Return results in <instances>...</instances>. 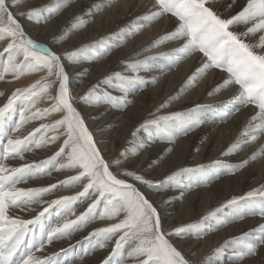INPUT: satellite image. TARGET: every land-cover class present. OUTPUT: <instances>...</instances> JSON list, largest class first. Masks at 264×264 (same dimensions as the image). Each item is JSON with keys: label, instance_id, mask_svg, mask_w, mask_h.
<instances>
[{"label": "bare ground", "instance_id": "1", "mask_svg": "<svg viewBox=\"0 0 264 264\" xmlns=\"http://www.w3.org/2000/svg\"><path fill=\"white\" fill-rule=\"evenodd\" d=\"M47 1L34 0L23 6L11 7V11L27 37L43 44L60 56L61 64L68 76L70 103L79 113L101 158L108 164L109 171L118 179L132 184L148 199L157 211L161 231L165 234L178 228L176 223L186 214H188V222L203 221L204 214H208L211 209H219L216 213H220L221 216L219 219L214 218V221L219 222L218 225L213 220L208 223L203 222L192 233L188 229L186 238L181 239L176 235H166V239L181 252L188 264H264V245H260L252 257L237 259L236 256L225 257L227 253L231 254L226 251L232 244L229 243L219 256L215 258L213 256L216 254L215 250L224 245L225 241L241 237L264 224V215H261L264 205H260L264 197L257 195L246 198L245 201L248 199L249 204L247 208H243L244 199H240L247 197L250 191L264 190V156L250 159L254 153L264 149V134L259 135L256 141L247 144L245 141L249 137L242 135L246 130L251 131L249 121L258 109L240 106L234 102V98L239 94V86L229 85L216 91L217 86L228 77V74L220 69H209L202 78L196 80L191 86H186L189 78L206 61V57L200 52H195L173 64L168 56L173 55L174 50L182 46L183 39L168 40L158 46H152L153 42L160 37L174 32L178 24V21L171 16H162L151 23L138 19L156 10L155 0H64V7L55 13L59 15L54 19H48L43 24H40L41 21L33 22L23 17V9ZM8 3L11 5L12 0H8ZM87 4L89 8L84 11V16L79 17L76 23H69L71 17L81 15L80 10ZM246 4L247 0H208L207 6L222 19H229L239 13ZM97 8L100 10L98 11ZM42 19L46 20L43 17ZM82 19L87 21L82 24L83 27H80L78 23ZM140 24L145 26L134 35H127ZM252 25L253 22L233 24L230 30L239 34L245 42L258 45L260 37L264 36V30L258 31L259 35L256 33L244 35ZM102 40L106 44L104 48L108 49L105 57H103L104 52L107 50H104L101 55L97 47L93 46V42ZM4 41L6 45L8 39ZM85 43H89L88 49L79 52V62H73L66 53ZM255 51L262 50L256 47ZM0 52H2L1 45ZM137 53L138 56L131 58ZM18 60H20L19 57ZM122 60L130 63L146 61L147 68L141 65L136 70L137 76L145 81L143 85H130L132 79H125L131 87L124 93L120 90L121 87L117 86V89L106 83L101 85V92L98 90L94 92L96 99L93 100L91 96L90 102L80 105L72 101L71 94L74 91L82 92L90 83L97 81L102 74ZM38 75L40 76L21 75L19 78L10 77V75L5 78L3 75V79H0V107L7 103L16 89L28 88L38 77L43 78L46 74L40 72ZM153 81H157V84L151 87L150 84ZM54 89L58 95L59 81L55 83ZM105 91L121 96L129 103L121 105L125 106L122 108L115 104L109 94L105 96ZM48 95L42 98L43 103L35 101L33 107L39 104V106L45 105L51 108L56 101ZM172 97L178 98L170 99ZM152 104L168 105L160 108V113H191L198 117L201 123L187 135L174 134V139H169V135L162 130L142 136H137L138 134L135 133L136 138L128 136L131 128L144 119L146 106ZM14 105V111L21 106L20 112L26 107H28L27 110L32 107L19 100ZM237 108L239 110H236ZM14 114L10 112L7 119L0 122V166L11 170L31 165L29 171L22 173L24 177L21 180H25L16 183L14 187L49 189L37 197L34 203L8 208L9 217L21 220H34L41 212H44L45 208L48 209L43 216H40L39 221L27 226L29 230L25 241L13 259L21 253L30 252L34 258H39L42 264H104L118 239L115 237L105 240L103 234H94L97 229L108 227L117 221L114 217L101 218L104 205L98 213V209L89 212L87 223L81 224V221H76L81 225L68 231L70 234L62 237L56 234L51 242L48 241V234L64 224L63 217L66 214L73 217L87 211L89 205L100 199L99 193L92 189L90 197L86 200L83 199L84 197L75 196L76 193L82 192L85 186L83 181L69 188L70 181L66 176L67 173L62 171L68 164L65 160H69V151L65 150L64 161L50 165L45 163L57 150L61 149V140L53 141L46 135L36 138L37 133L34 131L38 123L32 121H27L19 130H16L20 120L16 121ZM63 114V111L50 112L47 118L52 122L53 119L57 120L61 116L63 118ZM30 133L33 135L25 141L27 147L22 152L19 154L6 152L9 138L22 139ZM130 139L125 164L131 166L135 172H141L144 175L143 179L154 183H161L166 176L179 172L180 174L173 181L179 184V187L171 188L172 186L169 185L171 181H168V183H162L160 187L164 190L160 192L156 191L158 188L152 189V185L137 181L133 176L125 175L120 171L116 174L117 168L112 163L113 150L118 142L127 143ZM37 143L39 147L36 146ZM233 144H238L240 147L229 153L228 150ZM244 161L248 163L243 164ZM201 166L202 171H185L184 173L180 171L186 167L196 169ZM70 169L75 170V167ZM231 171L236 172L231 174ZM53 185L55 187H51ZM239 185L245 190H241ZM62 197H74V199L67 204H53L49 207L51 201L60 200ZM233 198H236L235 207L237 208L234 213L231 205L228 204ZM252 204H259L255 207L257 212ZM224 208L230 212V216ZM71 210L73 211L69 213ZM236 211L239 213L236 214ZM77 223L71 227L77 226ZM101 244L104 246L101 247ZM127 250H129L128 247ZM116 260H120V264H134L136 261L127 256V251L122 260L120 257H113V261ZM109 264H112V261Z\"/></svg>", "mask_w": 264, "mask_h": 264}, {"label": "snow or ice", "instance_id": "2", "mask_svg": "<svg viewBox=\"0 0 264 264\" xmlns=\"http://www.w3.org/2000/svg\"><path fill=\"white\" fill-rule=\"evenodd\" d=\"M21 2L22 0H12L10 5L8 0H0V40H9L3 52H0V56L7 54V65L4 72L12 73L15 78H19L26 71L35 72L46 69L49 76L55 75L59 81V90L58 95L53 97L56 103L51 108L43 109V111L38 109L32 117H25L24 111H21L16 130H19L28 119L39 118L50 112L66 111V115L62 119L55 121L52 125H41V128L55 130L59 126H67V139L64 140L60 152L70 149L68 152L69 162L66 167L78 166L82 169L79 176L70 177L69 180H79L81 177L89 178V183L85 186L84 192L79 195L88 193L89 189H95L99 193V197L104 199V212L101 218L111 219L120 212L124 213V218L118 223L97 229L94 233L95 235L103 234L105 240L114 234L122 233L119 239L116 240L115 247L112 249L110 256L104 261V264H109L110 261H112V264H120V260L113 261V257L123 259L124 252L121 250L124 249L125 245H128L129 249L127 250V256L136 259L138 264H188L181 252L166 239V235L181 236L186 228H196L198 225H187L176 228L167 234L163 233L157 211L148 199L132 184L126 183L123 179H118L109 171L108 164L101 158L79 113L70 103L67 86L68 76L61 64L60 56L43 44L27 37L21 24L14 17L11 7L18 6ZM207 4L208 0H155L154 7L156 10L150 11L138 19L151 23L167 14L176 18L178 24L175 31L160 37L152 45L158 46L168 40L183 39L182 46L175 49L173 55L168 56L173 64L186 59L195 52H200L206 57V61L189 78L186 86H191L196 80L202 78L209 69H220L228 74L227 79L217 86L216 91L229 85H238L239 94L234 98V102L240 106L253 104L258 109L249 121L251 131L246 130L242 134L249 137L245 141L246 144L252 143L257 140L259 135L264 134V36L260 37L258 45H251L242 40L239 34L231 31L230 26L253 22L252 27L248 28L247 33L244 35L255 34L264 30V0H247L246 6L229 19H222ZM63 6L57 5L56 10L59 11ZM97 10L100 9L97 8ZM39 11V9H31L27 12V16L30 19L36 18ZM144 26V24L138 25L134 31L129 32L127 35H134ZM256 47H259L262 51H255L254 48ZM81 51L82 49H78L76 52L66 53V55L73 62H79V52ZM20 56H23V60L18 62ZM141 65L147 68L146 61L129 63L128 67L136 71ZM0 79H3V76H0ZM113 79L123 81L125 78L117 72L113 74V77L106 78L104 83L111 84ZM45 80L46 77L37 80L28 88L16 89L7 103L0 107V122L7 119V114L10 111H14L13 105L18 100L34 106V98H39L51 87L50 83L44 82ZM136 80L141 85L145 83L142 77H137ZM121 91L126 93L127 89L121 87ZM89 96L97 98L94 95V89L89 90L85 99ZM177 98L172 97L170 99ZM120 99L124 104L129 103L123 97ZM161 107H166V104ZM236 110H239V108ZM161 121L165 123L161 125ZM168 121H174V123L169 124ZM147 123L156 125L167 133L170 139H174V134L183 133L187 135L201 121L191 113H174L169 117H159ZM36 131L39 132L40 129H36ZM30 135L33 134L30 133ZM56 138L52 137V140L54 141ZM26 140H28V137L24 139L9 138L6 152L19 154L27 147L25 145ZM36 146L39 147V143ZM238 147H240L238 144H233L228 150L229 153ZM259 156H264V149L254 153L250 159H256ZM247 163L248 161L243 162V164ZM115 164L118 166L120 161H115ZM31 167V165H24L22 168L9 170L4 166H0V264H42V261L39 258H34L30 252L21 253L16 259H13V257L17 256L21 244L25 241V236L29 230L27 226L39 221L40 216H43L48 209L45 208L44 212H41L34 220H21L7 215L8 207H19L20 204L34 203L37 197L48 191L44 188L17 189L14 187L23 178L22 176H16V174L25 173ZM180 171H202V166L196 169H181ZM124 174L133 176L135 180L142 183L152 185L151 181H145L143 177L134 173L125 172ZM179 174V172L173 173L166 179L174 181ZM51 187H55V185ZM257 195L264 197V190L250 191L247 193V197H241L240 199L243 200ZM72 199L74 197H62L60 200L51 201L49 207L53 204H67ZM97 203H99V200L89 205V211L95 208ZM261 203L264 205V201H261ZM228 204H236V198H233ZM216 211L218 212L219 209ZM211 215H215V213H211ZM261 215H264V211L261 212ZM85 216L86 213H82L81 216L77 217V220L86 223ZM74 224H76V221H67L62 226L53 229L48 234V241L51 242L56 234H59V237L70 234L65 230L70 229ZM229 243L238 246V250L235 252L237 259L255 255L258 247L264 245V224L259 225L252 232L243 234L241 237L225 241L224 245L215 250L216 254L222 253ZM100 246L103 247L104 245L101 244Z\"/></svg>", "mask_w": 264, "mask_h": 264}, {"label": "rangeland", "instance_id": "3", "mask_svg": "<svg viewBox=\"0 0 264 264\" xmlns=\"http://www.w3.org/2000/svg\"><path fill=\"white\" fill-rule=\"evenodd\" d=\"M31 1H34V0H22V2L19 4V6H23L25 3H27V2H31ZM92 3H94V1H91ZM57 5H64V0H48L47 2H41V3H36V4H33V5H30L29 7H26L25 9H23L24 11H23V17L25 18V19H28V20H30V21H33V22H39V21H41L40 22V24H43V23H45L48 19H54L56 16H58L59 14H57V15H55V13H56V7H57ZM64 7V6H63ZM62 8V7H61ZM89 8V4H87V6H85V8H82L81 10H80V12H81V15H77V17H71L70 19H69V23H76V21H77V19L79 18V17H81L82 15L84 16V11H86V9H88ZM31 9H39L40 11H39V15L36 17V18H33V19H30L28 16H27V12L28 11H30ZM54 9V11H52ZM75 12H77V11H75ZM61 14V13H60ZM76 14V13H75ZM49 15H51L50 17H49ZM164 16H171L170 14H167V15H164ZM42 17L44 18V19H46V20H43L42 19ZM172 17V16H171ZM175 18V17H174ZM175 21H177L176 20V18L174 19ZM87 20H85V19H82V21L80 22V23H78V25L80 26V27H83V25L82 24H84L85 22H86ZM75 34V33H74ZM257 35H259L260 33H256ZM26 35V34H25ZM128 43V41H125V43ZM5 43H6V41H4V40H1L0 41V45L2 46V52H3V50H4V48L7 46V44L9 43V40H8V42H7V44L5 45ZM95 44V45H94ZM89 45V43H85V44H83V45H79L78 47L76 46V48H74V50H71L70 52H68V53H72V52H76L78 49H82L83 51L85 50V49H88V46ZM90 45H92L91 43H90ZM251 45H255L254 43H251ZM93 46H96L97 47V49L99 50V52H100V54L101 55H103V52H104V50H107V51H105L104 52V56L103 57H105L106 56V54H108V49H105L104 47L106 46V44H105V42L102 40V41H99V42H93ZM256 48H254V50H255ZM82 52V51H81ZM135 56H138V53L137 54H135L134 56H131V58L132 57H135ZM20 58V60H23V56H20L19 57ZM0 59H1V63H0V76H3L4 75V77L6 78V76H9L10 75V77H14V75L12 74V73H5L4 72V68L6 67V65H7V54L5 53L3 56H0ZM20 60H18V62L20 61ZM125 60H129V59H125ZM125 60H122V61H120L119 63H117L113 68H111L109 71H107L106 73H104V74H102L101 76H100V78H98L97 79V81H95V82H93V83H90V85L85 89V90H83L82 92H80V91H74L72 94H71V99H72V101L76 104V105H80V104H82V103H87V102H90V97L91 96H89L87 99H85V96H86V94L87 93H89V90H92V89H94V92L96 91V90H98L99 92H101V90H100V87H101V85H104V84H106V83H104V81H105V79L106 78H108V77H113V74L114 73H117V72H119V73H121L122 74V76L125 78V79H132V81H131V83H130V85H141V84H139L138 82H137V80H136V78L138 77L137 76V74H138V72L137 71H133L132 69H130L129 67H128V65H129V61H125ZM173 69H175L174 67H172ZM128 69V70H127ZM168 69H171V68H168ZM125 70H127V71H125ZM40 72H42V73H44V74H46L45 75V77H46V80L44 81V82H46V83H50L51 84V87L48 89V91L46 92V93H44V94H42L39 98H34L35 99V101H39V103H40V101H41V103H43L42 102V98L43 97H45V96H47L48 94V96L49 97H55L56 96V91H55V89H54V85H55V83H57L58 82V80L56 79V77H55V75H52V76H49L48 75V73H47V70L45 69V70H42V71H35V72H28V71H26L25 72V77H36V76H40V75H38V74H40ZM45 77H43V78H45ZM15 78V77H14ZM42 78H37L36 79V81L37 80H41ZM123 80V81H120V80H115V79H113V82L110 84V85H113V86H115L117 89H118V87L117 86H119V87H123V88H130L131 86L129 85V83L127 82L128 80ZM36 81H34L33 83H35ZM32 83V84H33ZM157 84V81L156 82H152L150 85H151V87H153V86H155ZM94 86H95V88H94ZM127 86V87H126ZM149 86V85H148ZM147 86V87H148ZM238 87V85H233V86H231V87ZM238 89H239V87H238ZM121 90V89H120ZM105 93V96L106 95H110V97H112V99L115 101V104L116 105H118V106H121V105H124V103H123V101H121V99L120 98H122L121 96H118V95H114V94H111L110 92H108V91H105L104 92ZM125 93V92H124ZM94 99H96V98H93V100ZM107 100V99H106ZM56 101V100H55ZM162 105H157V104H152V105H147L146 106V111H145V117H144V119H142V121L141 122H139V123H137L135 126H133L132 128H131V131H130V134L128 135V136H132V137H134V138H136L137 136H142L143 134L144 135H147V134H149V132H151V133H155L156 131H158V130H162L161 128H159V127H157L156 125H153V124H148L147 122H149V121H152V120H156V119H158L159 117H169V116H171L172 114H169V113H167V114H165V113H160V108H162L161 107ZM166 106H168V105H166ZM248 106H251V107H255L253 104H248L246 107H248ZM15 107V105H13V108ZM122 108H125V106H121ZM20 108H21V106L20 107H17V109L15 110V111H10L11 113H15L14 115H15V120L16 121H18V120H20ZM28 107H26L25 109H27ZM46 108H50V106L49 107H46L45 105H40L39 106V104H38V106L37 107H31L30 109H28L27 111H25V109H23L22 111H24V114L25 113H27L28 112V114H25V117H32L33 116V113H35L38 109L39 110H41V111H43V109H46ZM215 110V109H214ZM64 112V114H63V116H65L66 115V111H63ZM55 113H57V112H55ZM174 113H180V112H174ZM173 113V114H174ZM50 113H46V114H44V115H42L41 117H39V118H32V119H28L27 121H32V122H35V123H38L37 124V127H35V133H37V135H35V136H37L36 138H40V137H42V135L43 136H50V140H52V137H57L54 141H57L58 139L59 140H61V144H60V148L61 147H63V145H64V140L65 139H67V126L66 125H64V126H59V127H57L55 130H52L51 128H48V129H44V128H41V125H52V124H54L55 123V121H57V120H60V119H62V116L59 118V119H53V121L51 122L48 118H47V116L49 115ZM7 115H9V114H7ZM45 119H47V120H45ZM227 121V120H226ZM161 123V125H163L165 122L164 121H161L160 122ZM168 123H170V124H173L174 123V121H168ZM40 125V126H39ZM149 126H150V128H149ZM36 129H40V131L39 132H37L36 131ZM162 132H164L163 130H162ZM39 133V134H38ZM135 133L136 134H138L137 136H135ZM29 136H31V135H28V136H26V137H29ZM25 138V137H24ZM24 138H22V139H24ZM35 138V139H36ZM132 139V138H131ZM131 139L130 140H128V142L126 143H117L116 145H115V148H114V152H113V166L115 167V168H117V172H116V174L120 171L121 173H125V172H130V173H134V174H136V175H139V176H141V177H143L144 175L143 174H141V172H138V171H136L135 172V170L134 169H132V167L131 166H129L128 164H125V162H126V159H127V157H126V151H127V149H128V145L131 143ZM169 139H170V137H169ZM133 140V139H132ZM150 140H152V137H151V135H150ZM66 151H70V149H66ZM57 153H59V155H57ZM54 157L56 158V159H54ZM63 157H65V152H60V150H57L56 151V153L53 155V157L50 159V160H48V161H46L45 163H47V164H51V163H54V164H58L59 163V161H64V159L65 158H63ZM66 162H69V160H65ZM115 161H120V164L117 166L116 164H115ZM188 168H190V167H186V169H188ZM207 168V167H206ZM233 170V169H232ZM63 172H66L67 173V177H68V179L70 178V177H76V176H79V174H80V172L82 171V169H80L78 166L77 167H75V170H72V169H70L69 167H64L63 168V170H62ZM77 171V174H75V172ZM214 171V170H213ZM185 171H183V173H184ZM236 172V171H235ZM234 171H231V174H234L235 173ZM182 173V174H183ZM198 173H200V172H198ZM197 173V174H198ZM16 176H22V177H24L23 176V174L22 173H17L16 174ZM169 176H171V175H169ZM169 176H166L165 177V179L161 182V183H154V182H152V186H151V188L153 189V188H158V189H156V191H163L164 189L162 188V187H160L161 185H162V183H168V180L166 179L167 177H169ZM25 177H29V176H25ZM26 178V179H27ZM85 179H88L89 180V178H87V177H81L79 180H69L70 182H69V184H70V186H69V188H72V187H75V185L76 184H78V183H80V182H83L84 181V186H86L88 183H89V181H87V180H85ZM23 180H25V179H23ZM23 180H20L19 182H22ZM145 180V179H144ZM145 181H149L148 179L147 180H145ZM200 184V183H199ZM198 184V185H199ZM16 185V184H15ZM170 186H172L171 188H174L175 186L178 188L179 187V184H177L176 182H173V181H171L170 182V184H169ZM69 188H67V189H69ZM239 188L241 189V190H245L244 189V187L243 186H241V185H239ZM45 189H49V188H45ZM84 192V188H83V190H82V192H78V193H76L75 194V196H77V197H84L83 199L84 200H86L87 198H89L90 197V195H91V193H92V189H89V191H88V193H86V194H84V195H79L80 193H83ZM100 199H99V203H97L96 204V207L95 208H93L91 211H96V209H98L97 210V213L100 211V209H101V207H102V205H104V199L103 198H101V197H99ZM101 200V201H100ZM248 200V199H247ZM247 200L245 201V199H244V202H243V208H247V207H249V204L247 203ZM71 201V200H70ZM69 201V202H70ZM22 204H20V206H21ZM259 204H252V206H253V208L255 209V207L256 206H258ZM260 205H262V203L260 204ZM263 206V205H262ZM15 207H17V206H15ZM231 209H233L232 211H233V213H234V211L235 210H237V208L235 207V204H233V205H231ZM9 208V207H8ZM8 210V209H7ZM74 210V209H73ZM73 210H71V211H69V213H71ZM217 210V209H216ZM216 210L215 209H211L209 212H208V214L206 213V214H204V216H203V221H198V220H196V221H191V222H188V214H186V215H184V216H182L181 218H180V220H179V222L178 223H176V224H178L176 227H178V228H180V227H185V226H187V225H198V227L203 223V222H206V223H208V222H210V221H212L213 220V222L215 223V224H219V222L218 221H214V218H218L219 219V217L221 216V214L220 213H216ZM224 210L225 211H228V210H226V208H224ZM89 207H88V210L87 211H85V212H82V213H86V216H85V220L87 219V217H88V214H89ZM255 212H257L256 211V209H255ZM68 213V214H69ZM96 213V214H97ZM122 213V214H121ZM211 213H215V215H211ZM236 214H238L239 213V211H236L235 212ZM102 215V214H101ZM228 215L230 216V212L228 211ZM79 216H81V214L79 215ZM79 216H73V217H70V215H65L63 218L65 219L64 220V223L65 222H67V221H79V220H77V217H79ZM124 218V213L123 212H120L118 215H116V216H114V220L116 219L117 221H116V223H118L121 219H123ZM91 219V218H90ZM89 219H87L86 221H88ZM205 220V221H204ZM77 223V222H76ZM87 223V222H86ZM80 223H77V225H79ZM81 224H85V223H83V222H81ZM80 224V225H81ZM112 224H114V223H112ZM112 224H110V225H112ZM176 224H172V225H176ZM109 225V226H110ZM77 226H74V227H71L70 229H68V230H65L66 232H68V231H72V230H74L75 228H76ZM198 227H196V228H191L190 229V231H191V233H192V231L193 230H197L198 229ZM219 228V227H218ZM187 231V232H186ZM186 231L183 233V234H181V236H179L180 237V239L181 238H186V236H187V234L189 233L188 232V229L186 228ZM207 232H208V230H207ZM122 233H117V234H114V235H112L110 238H115V237H118V239H119V236L121 235ZM114 247H115V244H114ZM127 247H128V245H125L124 246V250H123V252H124V255H125V252L127 251ZM238 250V246L237 245H235V244H230L229 245V247L226 249V251L227 252H231V254H229L228 255V253L227 254H225V257L226 258H228V256H236L235 255V252ZM214 256V258L215 257H217V254H215V255H213ZM213 256H212V258H213ZM219 256V255H218ZM250 257H252V255H250ZM141 259H143V258H141ZM122 260V259H121ZM134 264H138V261L136 260L135 261V263Z\"/></svg>", "mask_w": 264, "mask_h": 264}]
</instances>
